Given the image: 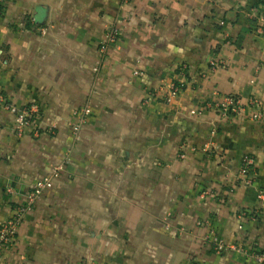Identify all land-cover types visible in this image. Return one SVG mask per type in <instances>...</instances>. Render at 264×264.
Returning a JSON list of instances; mask_svg holds the SVG:
<instances>
[{"label": "crops", "instance_id": "obj_1", "mask_svg": "<svg viewBox=\"0 0 264 264\" xmlns=\"http://www.w3.org/2000/svg\"><path fill=\"white\" fill-rule=\"evenodd\" d=\"M257 2L4 0L0 95L37 104L44 130L18 136L0 101V223L61 171L0 264H264V118L204 108L226 95L264 102ZM110 26L118 41L101 55ZM247 155L251 186L237 180ZM210 229L231 248L213 252Z\"/></svg>", "mask_w": 264, "mask_h": 264}, {"label": "built area", "instance_id": "obj_2", "mask_svg": "<svg viewBox=\"0 0 264 264\" xmlns=\"http://www.w3.org/2000/svg\"><path fill=\"white\" fill-rule=\"evenodd\" d=\"M129 0H122V2H128ZM4 0H0V10L2 8ZM260 15L264 21V9L260 8ZM264 37V23L260 28L259 32ZM118 41V32L114 26H110L99 44V52L103 55L110 45H115ZM213 66L214 63H211ZM186 67L182 66V70ZM97 68H94L96 71ZM135 75L138 73L135 72ZM180 89L175 85H171L169 92L166 94V102H170L174 99ZM0 101L3 103L4 108L14 116V129L15 133L20 136L26 128H30L35 134L39 133L44 128L41 127V109L37 104H30L28 106L17 107L12 104L4 102L3 97L0 95ZM204 108L212 109L216 111L221 117L227 118L232 115H237L240 112H247L248 118L251 121H260L264 118V102L261 100L251 97L245 102L235 95L221 96L215 101H207L204 104ZM91 109L88 106L79 107L72 111L70 131L71 134L76 137L80 131L82 124L85 122L87 117L90 115ZM46 131L52 132V128L46 129ZM205 147V146H204ZM185 144L178 147V154L180 158L185 156ZM190 150L195 148L190 147ZM253 158L251 156H243L240 161V168L237 174V180L241 181L244 185L251 186L252 179L250 177V170L253 165ZM61 167L54 168L49 174L42 176L37 179L29 189V191L23 196V200L18 204L10 218L0 223V251L9 249L14 245L15 236L19 224L22 222L24 215L31 212L37 199L41 197L46 191L50 190L53 186V182L59 178ZM204 193H202L203 195ZM259 201L264 202V193L259 191L257 193ZM206 241L211 246L213 252L221 254L226 252L231 246L226 245L215 233L213 229L209 230L206 236ZM258 262L264 261V254L254 255ZM187 264H199L188 262Z\"/></svg>", "mask_w": 264, "mask_h": 264}, {"label": "trees", "instance_id": "obj_3", "mask_svg": "<svg viewBox=\"0 0 264 264\" xmlns=\"http://www.w3.org/2000/svg\"><path fill=\"white\" fill-rule=\"evenodd\" d=\"M256 6L264 7V1L263 0H258V2L256 3Z\"/></svg>", "mask_w": 264, "mask_h": 264}, {"label": "rangeland", "instance_id": "obj_4", "mask_svg": "<svg viewBox=\"0 0 264 264\" xmlns=\"http://www.w3.org/2000/svg\"><path fill=\"white\" fill-rule=\"evenodd\" d=\"M175 86H177V85H175Z\"/></svg>", "mask_w": 264, "mask_h": 264}]
</instances>
